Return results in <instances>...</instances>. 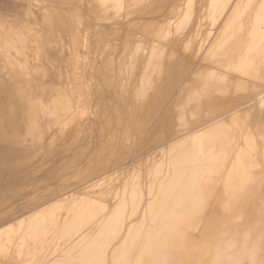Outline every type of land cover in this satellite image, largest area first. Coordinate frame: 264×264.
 <instances>
[{
  "label": "bare ground",
  "instance_id": "1",
  "mask_svg": "<svg viewBox=\"0 0 264 264\" xmlns=\"http://www.w3.org/2000/svg\"><path fill=\"white\" fill-rule=\"evenodd\" d=\"M66 5L0 10L1 108L29 110L39 136L60 123L50 153L87 113L106 141L84 167L68 159L75 184L0 226V264H264V0ZM9 146L0 172L14 180L32 157ZM143 146L157 151L129 167Z\"/></svg>",
  "mask_w": 264,
  "mask_h": 264
},
{
  "label": "rangeland",
  "instance_id": "2",
  "mask_svg": "<svg viewBox=\"0 0 264 264\" xmlns=\"http://www.w3.org/2000/svg\"><path fill=\"white\" fill-rule=\"evenodd\" d=\"M0 1H1L0 2V10H2L1 12L8 10V9H11L12 7H14L15 3L18 2V0H15V1L14 0H0ZM53 3H56V4L57 3H64V5L67 4L68 6H77L78 0H53ZM67 5L64 7H67ZM136 13L137 12L134 11L133 14L126 15L125 17H123V21L130 23L131 21H133L135 19L134 17L137 16ZM125 31L126 30L124 29V32H122V35H123V33H125ZM91 34L92 35H90V37L92 36V40H93L95 38L94 37L95 32L93 31V33H91ZM199 56L194 60L196 65L199 63ZM0 64H1V66L3 65L1 62H0ZM1 66H0V78H2L1 80L3 82H5L6 81L5 79L7 77L6 78H5V76L2 77L4 74V70L1 69L2 68ZM72 77H73V75H72ZM97 77L96 78L99 80L100 76L97 75ZM10 84L12 85V83H10ZM0 86H1V84H0ZM100 86H101L100 87V89H101L100 94H97V96H99L101 99H103L102 104H101V108H103L102 112H103L104 108H107L104 106H108V108L110 107L109 109L111 110V104L109 102H111L113 100L112 93L110 94L107 91L108 89H106V87L103 84ZM93 88L95 89L96 87H93ZM12 99H14V100H12ZM12 99H10L11 101H8V102L9 103L17 102L20 105V103H21L20 96H18V95L13 96ZM105 101H106V103H104ZM5 102H7V101H5ZM1 106H3V104L0 102V108H1ZM15 112H16V114L9 113V112L7 113V112H3L2 108L0 109V147H4V148L8 149V148H10L9 145H15L19 149L25 148L29 153H31L30 155L32 158L27 161V173L18 175L16 177V179H14V180L3 179L5 175H3L0 172V189L3 186H5V184L3 182L8 181V184H12L10 187V191L6 195V200L3 204V206L1 207V213L4 216H2L0 218V226H3L5 224L9 223L13 219V216L16 217V216L26 214L30 210H32L33 208L42 204L44 202V199H46L52 195L53 190H58L59 186H64L69 181H70V183H67L66 186H71V184H75V183L71 182L72 180H74V179H72L73 177H75L73 174H75L76 173L75 170H77V169H74V167L81 168V167H84L85 165H87V163L91 159V156H93L94 152L99 149L100 144H103L106 141L105 133H104V135H103V133L101 135L99 123L92 126L91 121H93V118H92L93 115L87 113L83 116L82 119H79L80 123L79 122L78 123L80 125H78L77 128H75V130L78 129V131L76 130L78 132V134L76 131H73L74 134L72 132L73 135H72L71 139H69L68 144H65L64 146H62V144H61L60 146H62V148L59 146L58 150L50 153V150H49L50 144L49 143L50 142L52 143L53 139H55V138L57 139L56 143H60L59 140L61 138V133L58 131H59V129H61L62 125L60 123H57L54 125H48L46 122V123H44V125L42 124V127L40 129V130H42V128H43L44 131H42V132H44V133L39 131V132H41V135L39 136L37 134L38 132L35 131L36 128L34 126L33 127L31 126V128H30V125H33L35 123V126H36V124H37L36 119H32L33 118V116H31L32 114L28 115V113L30 111L23 108L22 110L20 109L19 111H15ZM27 115H28V118H27ZM6 119H8V120H6ZM31 119H32V121H31ZM43 119L48 120L49 118L47 116H45ZM33 121H34V123H33ZM31 123H33V124H31ZM45 124L48 126V129H47V126ZM23 125L26 126L25 132H24V128H22V127H24ZM44 127H46V129ZM78 127H80V128H78ZM20 129L22 130V132ZM30 129L33 130L31 132L34 133V131H35L36 133L32 134L30 132ZM52 129H54V130H52ZM82 129H84V130H82ZM6 130H8V131H6ZM51 130L53 133L51 132ZM55 130H56V132H55ZM27 131H28V133H27ZM45 132H47V133L45 134ZM147 132H149V130ZM147 132H145L143 134V135L146 134L144 136L145 138H142L143 137L142 136L141 139L138 141V147L143 145V143L147 137ZM56 133L60 134V135L58 136ZM44 134H45V136H44ZM50 134L52 135L53 138H50L51 137ZM55 134L57 137L54 136ZM41 138H43V140ZM66 145H68L67 146L68 148L66 147ZM47 148H48V150H47ZM149 148L150 147H147V146H143L139 149L134 148L130 152V158L131 159L128 158L125 161L126 164L129 165V167H130V164L132 166V164H135L137 161L144 160L145 158H148L151 155V153L157 151V148H154L152 150H150ZM63 149H65L66 151ZM136 149H137V152H136ZM36 150L38 153L36 152ZM134 151L136 152V154H138V156L133 159V155L135 154ZM36 153L38 154L39 157L37 156ZM131 155H132V157H131ZM34 156H36L37 158H35ZM72 157H74L73 159H75L74 161H76L77 165L75 164L74 167L73 168L71 167L72 169H70V167L67 168V166H69V162L72 160L71 159ZM108 158H109V156H108ZM68 159L69 160L71 159V160L68 161ZM64 161H66V162H64ZM115 162L116 161L113 160V161H111V163L109 165L112 166L113 164H115ZM62 163H64V164H62ZM126 164L124 165L125 167H126ZM139 168H140V170L143 169V167H136L134 170H137ZM68 175L73 176L70 178L69 181H68V179H69ZM65 178L66 179L68 178V179L65 180Z\"/></svg>",
  "mask_w": 264,
  "mask_h": 264
},
{
  "label": "clouds",
  "instance_id": "3",
  "mask_svg": "<svg viewBox=\"0 0 264 264\" xmlns=\"http://www.w3.org/2000/svg\"><path fill=\"white\" fill-rule=\"evenodd\" d=\"M218 264H227V262L224 261V260H220V261H218ZM237 264H249L248 257H247V256L242 257V258L237 262ZM252 264H255V262L253 261Z\"/></svg>",
  "mask_w": 264,
  "mask_h": 264
}]
</instances>
